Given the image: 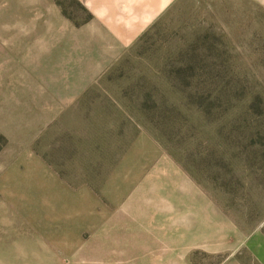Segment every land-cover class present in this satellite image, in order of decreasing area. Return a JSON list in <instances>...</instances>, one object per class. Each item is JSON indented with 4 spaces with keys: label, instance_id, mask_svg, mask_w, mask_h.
<instances>
[{
    "label": "rangeland",
    "instance_id": "obj_1",
    "mask_svg": "<svg viewBox=\"0 0 264 264\" xmlns=\"http://www.w3.org/2000/svg\"><path fill=\"white\" fill-rule=\"evenodd\" d=\"M24 66L0 86V264H258L264 0L175 1L44 126L14 99L50 65Z\"/></svg>",
    "mask_w": 264,
    "mask_h": 264
},
{
    "label": "crops",
    "instance_id": "obj_2",
    "mask_svg": "<svg viewBox=\"0 0 264 264\" xmlns=\"http://www.w3.org/2000/svg\"><path fill=\"white\" fill-rule=\"evenodd\" d=\"M26 1V14L13 13L0 24V31L7 34L3 44L0 42V65H4L0 86L6 91L8 79L15 78L11 86L15 89L6 93L19 95L24 65L36 64L39 69L50 65L45 78H29L32 87L38 89L32 88L27 104L20 96L14 99L22 111L47 112L41 123L44 126L69 110L76 98L177 0ZM71 1L85 10L87 18L80 20L64 12L70 9ZM33 6L35 16L29 13ZM11 71L12 77L8 75ZM246 246L258 264H264V232L247 236Z\"/></svg>",
    "mask_w": 264,
    "mask_h": 264
}]
</instances>
